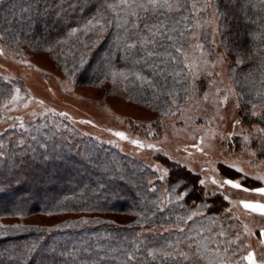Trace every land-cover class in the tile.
Segmentation results:
<instances>
[{
  "label": "trees",
  "instance_id": "trees-1",
  "mask_svg": "<svg viewBox=\"0 0 264 264\" xmlns=\"http://www.w3.org/2000/svg\"><path fill=\"white\" fill-rule=\"evenodd\" d=\"M212 2L215 7L198 14L202 21L211 20L210 24L202 23L200 38L204 45H210L214 13L221 45L232 56L230 59L240 58L239 68L235 65L230 67V71L241 101L240 117L251 128L256 125V120L251 118L250 121L246 116V109L250 106L243 100L250 99L255 90L264 87L261 83L264 80V9L260 8V0ZM30 3L33 0H5L0 5L3 45L16 52L24 50L23 47L45 49L50 52L52 61L75 83L93 87L113 84L132 101L167 113L187 100L189 95H185L180 85L176 86L179 97L173 104V97L156 92L154 98L153 88L135 78L133 73H140L148 80L160 79L153 76L152 69L142 60L140 64L135 63L139 58L135 52H130L125 59V40L129 43L132 40L125 36L123 30L109 25L101 36H97L98 29L90 28L86 35L83 33L88 21L96 16L101 0H37L32 11L22 12ZM10 4L15 5V16L9 11ZM242 4L245 6L243 10ZM37 8L39 11L35 10ZM28 16L32 17L30 23ZM19 20H24V24L16 22ZM189 27H192L191 22ZM72 28L81 31L70 36ZM94 40L98 42L93 43ZM24 41L31 42L32 46L24 44ZM81 41L88 47L85 48ZM81 54H84L83 64L80 63ZM124 75L128 78L124 79ZM198 81L196 87L199 91H206L207 80ZM10 89L0 79V106L9 98ZM191 91L190 87L189 94ZM247 92H250V97L245 96ZM39 134L50 135L51 132L46 130ZM60 134L64 136L62 141L67 139L73 144L67 145L58 155L36 149L34 162L28 155H23L20 160L15 155L12 161L11 154L0 157V198L14 191L22 195L8 207H0V264H122L127 261L125 251L131 252L134 242L140 241L144 243L140 244L141 251L136 253L137 257L143 258L146 264H160L159 256L153 261L145 248H159L168 236H152L151 229H162L175 223L182 226L176 216L192 204H208V215L215 216L228 209V203L221 197L204 195V188L196 176L185 168L172 165L168 166V185L173 186L179 181L180 185L186 184L188 188L195 186V191L172 208L163 210L151 190L153 173L148 167L110 148L96 147L97 144L91 140H73L66 131ZM4 139L0 138V144ZM255 145L260 146L261 141L253 140ZM23 151L17 150L18 153ZM178 190L183 191L182 188ZM35 214L75 217L60 221L51 228L2 222L3 219H24ZM108 215H125L131 220L117 223L108 219ZM85 220L90 223H81ZM62 252L65 255L61 256ZM69 252L76 253L75 262L67 255ZM100 257L105 258L101 260Z\"/></svg>",
  "mask_w": 264,
  "mask_h": 264
},
{
  "label": "rangeland",
  "instance_id": "rangeland-1",
  "mask_svg": "<svg viewBox=\"0 0 264 264\" xmlns=\"http://www.w3.org/2000/svg\"><path fill=\"white\" fill-rule=\"evenodd\" d=\"M212 26L211 43L209 46L204 45L205 52H211V55L205 58L210 64H215V68L211 71L219 75L209 77L207 70L201 67L195 84L199 82L198 80L206 79V91L201 93L197 87L192 88L191 98L188 96L183 104L179 107L176 105L169 113L132 101L113 84L106 83L100 87L77 84L67 72L65 73L52 61L50 52L47 50L23 47L24 50L16 52L3 45L0 40V49H3V54H0V79L11 87L8 92L9 98L0 106V138H5L0 144V157L4 158L11 154L10 160L12 161L15 155L18 160L23 155H28L34 162L36 158L33 154L37 151L36 149L48 150L50 155H58L65 150L67 145L73 144V142L70 144L67 139L61 140L64 136L60 133L66 131L71 134L73 140H91L97 144L96 147L110 148L124 156L135 158L148 167L153 173L150 183L151 190L155 189V196L163 210L167 207L172 208L174 204L181 201H177L173 196L169 202L168 193L173 186L168 185L170 175L165 176L163 180L159 179L162 171L167 170L170 173L168 166L172 165L185 168L187 171L191 169L189 172L192 175L206 180L207 187L204 188V192L209 193L210 197L217 196L222 199L224 195L229 197L232 203L226 202L231 212L226 210L216 216L208 215V204H192L184 207L182 214L176 217H187L197 209L202 211L203 215L186 222L178 220L182 224L179 227H184L188 232L190 228L198 229L203 225L212 228L211 235H215V232H218L220 226L223 225L228 239H235V233L241 236L242 243L237 241L231 245L232 249L237 250V256L234 259H240L241 254L246 255L250 250L256 253L259 260L261 253H264V246L259 243L258 232L264 228V217L245 210L238 202L248 200L263 203L264 197L253 191L245 193L228 187L217 189L211 184L213 176L221 179L229 175L241 179L243 185L250 189L263 187L264 183V181L254 179L256 175H264V154L259 151L261 145L254 147L255 138L252 137L249 141L244 140L245 135L250 132L255 133L256 125L248 128L242 122L239 107H237L239 95L234 86L233 72L230 71V67L235 65L239 68L240 58L239 56L233 57V62L230 59L232 56L230 57L221 45L214 13H212ZM194 31L197 33V38L191 39L190 43L193 45L197 42L202 43L200 28ZM24 44L32 46L28 41H24ZM188 51L191 54L193 49H188ZM196 55L199 57V51H196ZM209 81H213L211 87H209ZM16 88L20 89L21 99L15 103H9L11 96L15 95ZM217 89L221 90L219 97L212 95ZM205 92L209 93V102L203 100ZM224 95L228 97L227 103L220 104L217 108L216 104ZM245 96L250 97V92H247ZM6 103H8L7 109L4 108ZM59 113H67V117ZM17 117L24 121L27 130L20 128ZM220 117L223 119L221 120ZM236 120H240L241 123L236 124L234 128ZM46 130L51 134H39L40 131ZM115 132L125 133L127 139L121 140L113 134ZM233 132L238 135L230 137ZM32 134L35 135V140L32 139L34 136ZM201 137L204 138L203 144H200ZM133 140H139L144 147H136L131 143ZM149 144L155 145L160 151L150 149ZM196 144H200L204 151H197L193 147ZM20 149L24 151L18 153L17 150ZM253 152L257 154L252 155ZM228 164H235L242 168L247 173V178L227 169ZM205 169L207 171H204ZM21 197L19 192L8 193L6 197L0 198V207L6 208L13 200ZM74 217L75 215L35 214L24 219H3L2 222L6 225L17 222L51 228L60 221ZM106 217L117 223L131 220V217L125 215ZM212 217L217 218L215 222L210 219ZM244 225L256 234L245 235ZM166 229L168 231H165ZM150 232L152 236L161 233L163 236L167 235V241L171 243H174L181 235L176 223L162 229H151ZM189 234L196 235L195 231ZM218 239L223 248L225 237H218ZM245 245H251V248H245ZM210 247L214 248L215 245H210ZM181 248L187 250L183 245ZM210 258V253L205 255L200 264H208ZM241 264H247V261L241 260Z\"/></svg>",
  "mask_w": 264,
  "mask_h": 264
},
{
  "label": "snow or ice",
  "instance_id": "snow-or-ice-1",
  "mask_svg": "<svg viewBox=\"0 0 264 264\" xmlns=\"http://www.w3.org/2000/svg\"><path fill=\"white\" fill-rule=\"evenodd\" d=\"M37 0H33L28 8L22 9V12H30L34 8V3ZM5 0H0V5H3ZM73 7V5H70ZM215 5L212 0H101L100 7L96 10V16L88 21V25L82 30L86 35L90 28L98 29L97 36L103 35L107 30V26L114 25L117 29L123 30L126 37H129L132 42L129 43L125 40L124 52L125 59H128L130 52H135L136 56L139 57L135 59L136 64H140L141 60L147 66L152 69V74L154 77H159V81L148 80L146 77L142 76L140 73H133L137 80L145 81L154 90L155 93L159 92L161 95H167L173 97L172 103H176V98L179 97V92L176 90V86L180 85L181 90L185 95H189V88H195V81L198 79V71L201 67L207 70V75L209 77L219 75L211 71L215 68V64H210L205 58L211 55V52H205V46L203 43L197 42L195 45L190 43L191 39L197 38V33L193 29H199L202 27V23H211V20L202 21L201 17L198 15L200 13H205L209 8H213ZM244 5H241V9H244ZM249 7H254V5H249ZM260 8L264 9V0H260ZM15 5H9V11L12 12L13 16ZM39 11V9H35ZM28 22L32 20L31 16L27 17ZM21 25L24 24V20L16 21ZM192 23V27H189V23ZM90 26V27H89ZM81 31L79 28H72L69 33L70 36L75 35L77 32ZM4 39L3 35H0V40ZM98 40H94L93 43H97ZM64 43V41H60ZM84 47L87 48L88 44L81 41ZM188 49H193L191 54ZM49 51L52 49L49 48ZM196 51H199V57L196 55ZM0 54H3V49H0ZM80 63H84V54H81ZM187 70V71H185ZM115 75V74H113ZM123 75V74H121ZM128 77L124 75V79ZM213 81H209V87ZM264 85V80L261 81ZM212 95L219 97L221 95V90L217 89ZM20 89H15V95L11 96L9 103H15L20 100ZM204 102H209V93L205 92L203 94ZM228 100L227 95H224L221 100L216 104L219 108L220 104H226ZM241 101L238 99L237 107L240 106ZM245 105L250 106V109H246V116L255 118L256 120V131L255 133H249L244 136L245 141H249L250 137L259 139L261 141L260 152L264 153V87L255 90L250 99L243 100ZM4 108H8V103L4 105ZM61 116L67 117V113H59ZM19 120V126L21 129H25L24 121L17 117ZM222 120L223 117H220ZM85 123H88L85 121ZM240 120H236L233 127L236 124H240ZM15 123L13 124V128ZM27 130V129H25ZM39 131V129H37ZM115 136L119 137L121 140L127 139L125 133L115 132ZM238 135L233 132L230 137ZM33 140L36 139L35 136L32 137ZM204 138H200V144H203ZM136 147L143 148L144 145L139 140L131 141ZM200 144L193 145L197 151L203 152L204 149L200 147ZM150 149H155V145L149 144ZM257 153L253 152L252 155ZM191 155V153H189ZM226 168L231 170L235 174L243 178H247V173L235 164H228ZM191 171V169H189ZM204 171H207L206 169ZM170 175L167 170H163L159 179L163 180L165 176ZM254 179L259 181H264V175H256ZM211 184L217 189H223L225 187L243 191L248 193L250 191L264 197V187H256L250 189L245 187L241 179L233 178L232 176H224L221 179H217L215 176L211 178ZM199 185L201 188L207 187V182L205 179H199ZM182 188L183 191H179L178 187ZM155 189H153L154 191ZM195 191V186L188 188L187 185H180L179 181L171 188L168 193L169 202H171L174 196L177 201H183L187 197L191 196ZM215 195V193H211ZM222 194V193H221ZM205 196L209 193H204ZM223 195V194H222ZM225 201H232L227 195L223 196ZM239 205L245 210L257 213L261 217H264V203L258 201H248L240 200ZM207 207V205H204ZM227 212H231V209H227ZM203 212L197 209L192 211L187 217H178V220L188 221L193 220L196 216H202ZM213 222L217 218H210ZM83 224L90 223V221H81ZM17 228L20 226L17 225ZM165 231H168L167 229ZM195 231L196 235H190L189 232ZM178 232L181 234L177 237L174 243L168 242L167 240L159 248H145L147 256L151 257L153 261L159 256L160 264H200V261L205 255L211 254V258L208 260V264H241V260L247 261V264H264V253H261L259 260L257 259L256 253L254 251H247L246 255L241 254L240 259H234L237 256V250L232 249L231 245L237 243L241 240L239 233H235V239H228L227 233L224 230L223 225L220 226V230L215 232V235H211L213 229L210 227H204L201 225L198 229H189L186 232L184 227L178 226ZM245 235H255L247 225H244ZM163 236V234H160ZM218 237H225L224 247L221 248V243ZM259 243L264 246V228H261L258 232ZM140 243L134 242V247L131 252L125 251V256L127 257L126 262L122 264H146L143 258L137 257L136 253L141 251ZM215 245L211 248L210 245ZM181 245L184 246L183 250ZM245 248H251V245H245ZM61 256L65 253H61ZM69 257L73 258V261L77 259L75 252L67 253ZM105 257H100L103 260ZM86 264V262H83ZM95 264V262H93Z\"/></svg>",
  "mask_w": 264,
  "mask_h": 264
},
{
  "label": "crops",
  "instance_id": "crops-1",
  "mask_svg": "<svg viewBox=\"0 0 264 264\" xmlns=\"http://www.w3.org/2000/svg\"><path fill=\"white\" fill-rule=\"evenodd\" d=\"M263 187H264V183H263ZM263 203H264V201H263Z\"/></svg>",
  "mask_w": 264,
  "mask_h": 264
}]
</instances>
